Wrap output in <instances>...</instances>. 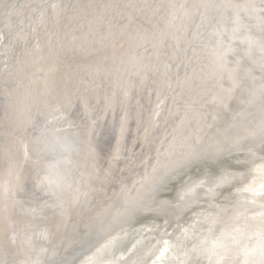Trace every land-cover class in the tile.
Listing matches in <instances>:
<instances>
[{
  "label": "snow or ice",
  "instance_id": "6c2138e0",
  "mask_svg": "<svg viewBox=\"0 0 264 264\" xmlns=\"http://www.w3.org/2000/svg\"><path fill=\"white\" fill-rule=\"evenodd\" d=\"M66 13L63 5L54 2L18 6L0 0V56L5 57L4 67L9 69L6 61L10 53L17 43H23L13 67L17 78L27 81L24 94L5 104L0 130V154L6 165L0 169V264H69L54 258L55 248L49 247L54 234L38 220L47 218V209L63 217L71 205H89L91 193H103L105 186L116 183L126 195V215L153 211L164 217L165 225H169L170 214L179 219L185 210L199 205L198 190H203L208 209L214 211H207L203 219L183 229L185 243L181 247L187 249L191 244L185 255L194 253L196 264L201 258H206V264H264V0H195L191 5L98 0L74 5L72 15ZM62 19L80 21L82 35L68 40L69 33L61 30ZM41 28L46 30L43 37ZM68 46L103 53L98 63L89 66L94 69L90 80L57 75L60 52ZM169 48L170 53L166 51ZM131 52L135 55L129 56ZM181 54L182 62L191 66V74L186 71L173 82L168 77L171 65L164 62L153 110V116L159 117L171 99L168 117H178L179 123L166 148L160 141L151 174L136 181L132 195L112 171L113 162L120 159L119 141L107 169L101 168L92 143L96 122L81 130L69 119L68 109L80 100L88 111L86 93L95 90L93 85L98 87L96 77L101 72L118 78L121 73L134 75L143 86L150 74L160 72L162 56L177 60ZM109 59L113 67L105 66ZM8 74L14 73L9 70ZM115 95L105 97L109 106ZM124 95H129L127 89ZM209 106L215 111L208 112ZM208 115L212 123L207 122ZM192 120L200 132L215 128L207 134V142L199 134L185 135L184 127ZM126 126L127 112L120 123L121 137ZM156 126L150 119L149 127ZM148 131L145 128L146 142ZM226 153H242L235 157L241 167L218 171L217 167H223L218 158ZM27 162L33 167L26 178L22 172ZM193 165H203L206 173L185 181V169ZM26 179H31V191L25 187ZM173 179L182 184L177 201L159 199L158 193ZM257 180L261 181L259 187ZM225 186L229 194L217 202L222 195L217 190ZM231 188L236 189L235 194ZM101 215L89 216L85 227L90 228ZM205 223L209 225L207 234L197 232L196 225ZM158 243H163L162 250L146 254L154 257L151 264L169 251L168 240ZM132 264H147V260Z\"/></svg>",
  "mask_w": 264,
  "mask_h": 264
},
{
  "label": "bare ground",
  "instance_id": "6f19581e",
  "mask_svg": "<svg viewBox=\"0 0 264 264\" xmlns=\"http://www.w3.org/2000/svg\"><path fill=\"white\" fill-rule=\"evenodd\" d=\"M53 2L63 5L67 9L66 14L70 16L74 5L96 3L98 0H3L5 4L14 3L18 6ZM149 2L154 4L163 3L165 5L169 3L191 5L195 0H149ZM80 23V21L62 19L61 30L69 33L68 40H71L73 36L79 37L82 35L84 29L80 27ZM83 23L85 26L87 25L86 20ZM47 28L51 30L50 23H48ZM194 30L193 28L192 31ZM39 35L42 37L46 35L45 28L39 30ZM31 43L34 44L35 41L32 40ZM181 45L183 46V41H181ZM96 46L100 47L99 44ZM23 47V43H17L14 46L6 61L9 69L4 67L5 57L0 56V130L3 128L5 104L22 96L27 84V81H20L17 78L13 67L16 63L14 58L21 56ZM126 49L127 45H125ZM106 51L109 55L111 54L110 48L106 49ZM166 51L170 53L171 49H166ZM102 55L103 53H97L92 49L80 51L70 46L65 47L60 52L57 75L67 76L70 74L74 79L83 77L85 80H90L91 76L89 73L94 71V69L89 66L98 63ZM116 55L119 56L120 52L118 51ZM132 55H135V52L129 53V56ZM125 59L128 60V57H125ZM182 60V54L181 58L177 60L162 56L160 72L150 74L149 79L143 86L140 85L139 78L134 75L128 76L121 73L118 78L115 74L109 76L101 72L96 77V85L98 87L93 85L92 88L95 90L90 88L86 93L88 111L85 112L83 103L80 100L74 101L73 106L68 109L69 119L81 130L92 126V121L96 122L92 143L99 157L98 162L101 168L107 169L109 161H111L113 154L117 150L119 141L120 159L113 162L112 171L116 177L121 178L123 183L132 190V195H135L133 185L136 181L140 180L146 173L151 174L152 166L156 163V149L160 147V141H164V148H166L168 142L172 139L173 127L179 123L178 117H168V108L173 107L171 99L166 102L159 117L153 116V110L157 102L155 89L158 87L159 82L163 80L161 75L164 72L163 63L167 62L171 65L168 77L174 82L177 76L182 78L186 71L191 74V66H186ZM105 66L113 67L112 60L106 61ZM115 66L119 67V61H117ZM9 70L14 73L11 77L8 74ZM129 80L132 81L131 86L129 85ZM5 81L8 82L5 83ZM13 81H16V83H13ZM153 81H157V83H153ZM33 87L39 88L41 86L34 85ZM13 89H15L14 93ZM124 89L129 92L127 97L124 95ZM6 91L13 94L5 96L4 93ZM113 92L116 94L115 102L112 106H109L105 97H112ZM164 94H169L167 88H164ZM207 111L212 112L215 109L209 106ZM125 112H127V126L123 137H121L120 123ZM150 119L156 122V127H149ZM207 122L212 123L211 115H208ZM220 126L223 127V124ZM145 128H149L147 142L145 141ZM184 132L185 135H202L205 142H207V134L214 133L215 128L211 130L205 128L203 132H200L196 121L192 120L185 125ZM163 151L164 149L161 148V152ZM237 155L243 154L233 153L229 155L226 153L220 156L218 163L223 167H217V170L223 172L240 168L241 166L237 165L235 160ZM20 159L23 161L22 151ZM160 159L162 162L166 160L163 155H161ZM210 163L213 166H217V162ZM5 166L3 156L0 154V169ZM32 167L31 162L23 163L22 175L27 178ZM185 172L187 173L185 181H187L189 177L191 179L203 177L206 169L203 165H193L185 169ZM93 183L95 187H100L99 182L93 181ZM260 183V180L256 181L257 187H259ZM25 187L29 191L32 190L31 179L25 180ZM120 187V184L116 183L111 186H105L103 193H91L89 196L91 203L89 205H85L83 202L80 205H71L63 217L58 214L53 215L52 209L46 210L48 213L47 218L38 220V223L41 227H49L54 234L53 244L49 246L50 248H55L57 255L54 258L67 260L69 264H132L136 260H147V264H149L154 257L146 254L156 252L157 249L162 250L164 245L158 242L166 239L169 241V251L156 264H196L194 253L189 252L187 256L185 255V251L191 247L190 242L187 249L181 246L185 243L183 229L188 228L195 221L203 219L202 214H206L207 211H214V209H208L203 197V190H198L201 197L199 205H194L192 210H185L180 214L179 219L175 215L170 214L168 216L169 225H165L164 217L153 211H140L126 215L124 213L126 195L120 192ZM181 188V183H177L175 179L169 180L166 182V187L162 188L158 193V198L177 201ZM230 190L235 194V188ZM217 191L222 193V195L217 197V202H223V196L229 194V187L225 186ZM172 211L175 212L176 210L173 209ZM99 213H103L99 220H96L90 228H86L85 225L89 223V216H96ZM208 227L209 225L206 223L197 224L196 231L203 230L204 234H207ZM151 242L152 246L149 249ZM49 256H51V252H49ZM104 256H108L106 260ZM199 264H206V258H201Z\"/></svg>",
  "mask_w": 264,
  "mask_h": 264
},
{
  "label": "water",
  "instance_id": "95a60500",
  "mask_svg": "<svg viewBox=\"0 0 264 264\" xmlns=\"http://www.w3.org/2000/svg\"><path fill=\"white\" fill-rule=\"evenodd\" d=\"M129 243H130V241H128ZM151 246H152V242H151V244H149V249L151 248ZM158 254V253H157ZM106 257H108V256H106ZM106 257L104 256V259L106 260ZM130 263V262H129ZM149 264H151V262H149Z\"/></svg>",
  "mask_w": 264,
  "mask_h": 264
}]
</instances>
